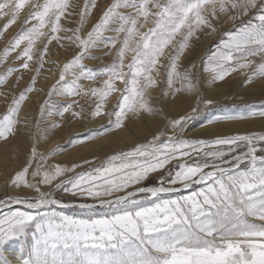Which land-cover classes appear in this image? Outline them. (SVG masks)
Returning <instances> with one entry per match:
<instances>
[{
	"label": "rangeland",
	"instance_id": "rangeland-1",
	"mask_svg": "<svg viewBox=\"0 0 264 264\" xmlns=\"http://www.w3.org/2000/svg\"><path fill=\"white\" fill-rule=\"evenodd\" d=\"M0 148V264H264V0H0Z\"/></svg>",
	"mask_w": 264,
	"mask_h": 264
},
{
	"label": "bare ground",
	"instance_id": "bare-ground-1",
	"mask_svg": "<svg viewBox=\"0 0 264 264\" xmlns=\"http://www.w3.org/2000/svg\"><path fill=\"white\" fill-rule=\"evenodd\" d=\"M121 84H122V83H121L120 81H118V83L115 84V85L113 86V88H114L115 91H113V92L111 91V94H109V95H110L109 98L112 99V98L114 97L113 95L116 94V93L118 92V91H117V90H118V87H119ZM228 87H229V85L226 83L225 88H228ZM111 88H112V87H111ZM113 88H112V89H113ZM119 88H120V87H119ZM112 89H111V90H112ZM119 90H120V89H119ZM210 98L214 99V98H215V95H212V97H210ZM111 99H110V100H111ZM186 102H187V101H185V102H183V103H182V102H181V103L174 102L173 105H172V107H170V108L173 110V113H174V111H175V113H176V112H179V111H184V108L186 107V104H187ZM132 125H133V124H132ZM226 128H227V127H226ZM216 130H217L218 132H220V131L222 132V130L225 131V130H227V129L224 130V127L221 126V125H219V126L216 127ZM123 134H125V132H123ZM12 144H14V143H12ZM0 149H1V148H0ZM23 149H24V148H23ZM1 150H2V149H1ZM1 150H0V154L3 153V154L5 155L4 151L2 152ZM6 150H7V149H6ZM25 151H26V149H24V152H25ZM21 154H22V153H21ZM4 155H3V156H4ZM5 157H6V156H5ZM22 157H23V156H22ZM1 158H2V157H1ZM3 159H4V158H3ZM8 159H9V158L7 157V159H5V160H8ZM19 159H20V158H19ZM20 161H21V160H20ZM1 162H2V160H1ZM4 162H6V161H4ZM22 162H23V164H22L23 167H24L26 164L28 165V163L30 164V162H31V158H30L29 153L27 154V152H25V156H24ZM33 164H34V163H33ZM33 164H32V165H33ZM2 166H3V165H2ZM14 166H16V165H14ZM20 166H21V165H20ZM30 166H31V165H30ZM4 167H5V166H4ZM2 168H3V167H2ZM11 169H13V168H11ZM10 171H11V170H10ZM20 171H22V170L20 169ZM11 172H12V171H11ZM13 172H14V169H13ZM22 172H23V171H22ZM14 173H15V172H14ZM41 174L47 175V171H46V170H42ZM9 175H10V173H9ZM21 175H22V174H21ZM23 176H25L24 173H23ZM17 178H19V176L16 177V180H17ZM23 180H24V178H23ZM19 183L21 184V181H20ZM54 184H56V183H54ZM54 184H53V185H54ZM42 204H43V203H42ZM260 253H261V252H260ZM253 255H255V253L252 254V256H253ZM260 256H262V255L260 254ZM254 261H255V260H254ZM257 263H259V262H257Z\"/></svg>",
	"mask_w": 264,
	"mask_h": 264
}]
</instances>
